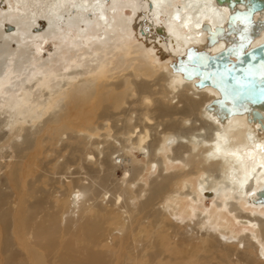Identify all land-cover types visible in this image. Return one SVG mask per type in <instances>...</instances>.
I'll use <instances>...</instances> for the list:
<instances>
[{
  "label": "bare ground",
  "instance_id": "bare-ground-1",
  "mask_svg": "<svg viewBox=\"0 0 264 264\" xmlns=\"http://www.w3.org/2000/svg\"><path fill=\"white\" fill-rule=\"evenodd\" d=\"M235 8L246 10L227 0H0V35L15 48L36 53L58 30L92 46L129 31L133 45L119 53L134 51L139 66L96 97V124L74 130L76 92L90 103L112 70L96 51L54 71L32 63L15 82L13 69L0 74V264H264V7L228 27ZM202 24L225 30L211 40ZM133 148L150 179L126 155ZM198 196L213 197L211 212H196Z\"/></svg>",
  "mask_w": 264,
  "mask_h": 264
},
{
  "label": "rangeland",
  "instance_id": "rangeland-1",
  "mask_svg": "<svg viewBox=\"0 0 264 264\" xmlns=\"http://www.w3.org/2000/svg\"><path fill=\"white\" fill-rule=\"evenodd\" d=\"M57 32H58V37L56 39L57 41H51L50 39H47L48 41L44 40L43 43L41 44V49L39 51H37L36 53L34 51H32L33 49L30 46H29L30 48L29 47L28 48H20V47L15 48V44H13V43L9 44L6 41H3L4 39L0 35V74L3 75V72L8 73V70L11 71V69H13L12 70L13 72H11V75L8 77L10 78L11 82H15V81H17V77L20 78L23 76V74H25V72L23 71V67L28 66L30 68H33V66L31 65L32 63H34L33 65H35L37 68H41L42 70H44V69L45 70L46 69L51 70L52 69L51 71H54V70L59 69L61 60L63 58H72V59L78 60L79 58H85L84 55H86V58L93 57L94 56L93 54L97 52L98 57L102 58L103 61L106 62L107 69L109 70V66L111 65L110 67L112 70L109 71V73H107L105 76H102L101 78H99L98 81L95 83V86L97 87L98 91H96V89H94L95 95L91 98L90 103H87L86 102L87 99L85 98V94L88 93V90L84 89V91L79 90L76 92L79 95L78 94L75 95V98H78L80 95H82L83 97L82 96H80V97L84 99V102H83V105H81L79 107L80 109L73 111V117L70 120V122L68 123V126L74 130L77 128H82V126H90V125L96 124V122H98L97 117L95 115L96 112L98 111V106H97L98 103H97L96 97L101 93L109 91V88L107 85L110 83V81L117 80V78H114V77H116L122 73H128L129 71H133L136 75L138 74V67L139 66L135 65V64H137L136 63L137 59L135 58V52L132 51L130 54V57L128 56L125 60H122V57L119 53V50L122 47H124V45H133V41L135 40V36H134L133 32L127 31L129 33V35L131 34L130 35L131 38L128 37V38L123 39V38L119 37L117 40L118 42H116L114 44L113 43L112 44H103L100 46L99 45L98 46H92L91 44L77 45V41H74L71 38L70 40L74 41L73 43L76 42L75 43L76 47L71 48V47H68V45H67V41H70L68 39V37H67V39L62 40L63 35L62 34L59 35L60 33H62V31L58 30ZM99 48L102 50H100ZM68 49H71V50L69 51ZM131 57H134V58H131ZM94 63H95V61H94ZM122 63H123V65H122ZM87 65H88V62L83 63V67H86ZM118 66H120V67H118ZM19 67H21V72H17V69H19ZM124 71H126V72H124ZM20 73L22 75H20ZM5 76H6V74H5ZM102 82H104V83H102ZM95 131H96L95 139H97V140H102V138H104L103 134L105 132H107L110 135L113 134V130L111 128L106 129V130H95ZM121 153L122 152H117V153H114L112 155V159H114L116 163L118 161V165H120L115 169V176L119 180L123 177V174H124L123 166H122V164H119L120 161L117 158V156ZM141 153H142V151H138L136 148L135 149L133 148V149H130L126 153V155L129 157V159H131L134 162L135 165H145L147 160ZM145 166H146V170L144 173V178L148 180L153 176L154 171L152 170V166H150L149 164L145 165ZM176 166L177 165H174V167L168 166V170L172 171L174 168H177ZM191 181L193 182L194 186L196 187L197 179L192 177ZM212 198L213 197H211V199H210L208 197L198 196L199 200H198V202H196V205L194 206V209H196V212L201 213V214L211 212L213 209ZM180 201H181L182 206L185 207L186 209H188V211H190L189 210L190 200L187 199L186 197L182 196L180 198ZM227 216H228L227 218H222V219L226 222H228V221L234 222V225L231 228L234 230L238 229V226L236 225L235 220L232 218V216L231 215H227Z\"/></svg>",
  "mask_w": 264,
  "mask_h": 264
},
{
  "label": "water",
  "instance_id": "water-1",
  "mask_svg": "<svg viewBox=\"0 0 264 264\" xmlns=\"http://www.w3.org/2000/svg\"><path fill=\"white\" fill-rule=\"evenodd\" d=\"M218 1L223 2L224 0H218ZM237 1L244 3L246 6V10L235 8V10L230 12V14L227 17L228 27L231 25L234 26L237 22L251 19L253 12H255L256 10H260L264 7V3L255 0H251L250 2H248V0H227L228 6L230 8H233ZM45 24H46L45 20H41L40 26H35L32 30L33 31L41 30L45 27ZM202 27L209 32V38L211 40H214L218 35L222 34L225 30L221 25H217L214 28H211L209 24H202ZM11 28L12 26L10 24L5 25L6 30H11ZM262 47L263 45L258 46L257 48L250 50V52L258 51ZM248 56H249V52L245 54V57ZM252 115L257 118L261 117V113L256 109L252 111ZM263 194L258 197L259 201H262L264 199Z\"/></svg>",
  "mask_w": 264,
  "mask_h": 264
}]
</instances>
